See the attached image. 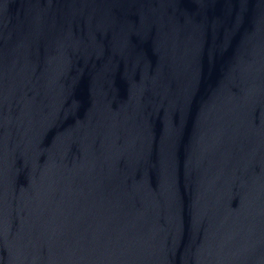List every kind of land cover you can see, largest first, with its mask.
<instances>
[{"label": "water", "instance_id": "water-1", "mask_svg": "<svg viewBox=\"0 0 264 264\" xmlns=\"http://www.w3.org/2000/svg\"><path fill=\"white\" fill-rule=\"evenodd\" d=\"M0 264H264V0H0Z\"/></svg>", "mask_w": 264, "mask_h": 264}]
</instances>
